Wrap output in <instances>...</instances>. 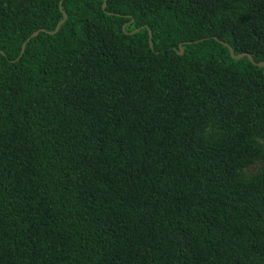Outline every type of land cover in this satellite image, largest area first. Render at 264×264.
<instances>
[{"label": "trees", "instance_id": "1", "mask_svg": "<svg viewBox=\"0 0 264 264\" xmlns=\"http://www.w3.org/2000/svg\"><path fill=\"white\" fill-rule=\"evenodd\" d=\"M103 1L0 0V264H264V0Z\"/></svg>", "mask_w": 264, "mask_h": 264}, {"label": "water", "instance_id": "2", "mask_svg": "<svg viewBox=\"0 0 264 264\" xmlns=\"http://www.w3.org/2000/svg\"><path fill=\"white\" fill-rule=\"evenodd\" d=\"M104 7H105V0L102 2V8H104ZM66 16H67L66 13L63 12V18L60 19V20L57 22L55 29L52 30V31H49V32H50V33L56 32V31L59 29L60 24L65 20ZM123 28H124V25H123ZM137 30H138V28L134 29L132 32H136ZM37 33H38L37 30L33 31V32L27 37L26 41H27L29 38H31L32 36H35ZM148 33H149V44L152 45L151 31L148 30ZM26 41H24V42L22 43L21 53L23 52L24 45H25V42H26ZM223 44L227 45L225 42H223ZM227 47H228V49H229V53H230V55H231L233 58L238 59V58H241L242 56L246 55L250 60H252V57H251V55H250L249 53L241 52V53H238V54H234V53H233V49H232L229 45H227ZM182 51H183V49H182V47H181V49H180V53H182ZM252 61H253V60H252ZM254 63H255L256 65H258V66H264V61H258V62H254Z\"/></svg>", "mask_w": 264, "mask_h": 264}]
</instances>
